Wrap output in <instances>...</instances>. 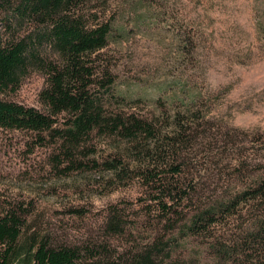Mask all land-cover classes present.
<instances>
[{
	"label": "rangeland",
	"instance_id": "rangeland-1",
	"mask_svg": "<svg viewBox=\"0 0 264 264\" xmlns=\"http://www.w3.org/2000/svg\"><path fill=\"white\" fill-rule=\"evenodd\" d=\"M79 9L89 24L110 26L106 47L90 59L92 93L106 111L151 122L156 138L172 132L175 114H193L188 142L176 152L181 186L196 190L169 211L150 201L136 177L137 161L154 151L142 137L94 134L71 161L50 132L0 128V212L18 206L56 244L105 246L112 254L162 238L176 264H226L213 245L250 247L239 263L264 264L250 237L264 199L241 197L264 179V0H86ZM42 57L53 59L45 48ZM45 80L31 70L0 99L45 113ZM115 159L118 175L107 170ZM233 202L207 233L172 235L171 243L169 225ZM110 217L123 233L110 234Z\"/></svg>",
	"mask_w": 264,
	"mask_h": 264
},
{
	"label": "trees",
	"instance_id": "trees-1",
	"mask_svg": "<svg viewBox=\"0 0 264 264\" xmlns=\"http://www.w3.org/2000/svg\"><path fill=\"white\" fill-rule=\"evenodd\" d=\"M85 1L0 0V16H3L0 93L15 92L31 70L41 71L46 77L45 87L39 93L46 112L0 99V128L50 132L71 161L94 134L127 138L131 142L141 137L150 140L154 151L148 148L146 157L137 161L140 170L136 177L148 190L149 200L160 205L163 212L169 211L191 199L196 190L195 184L188 189L181 186L182 156L176 152L179 145L188 142L193 114L189 111L175 114L172 132L156 138L151 122L104 109L103 100L92 93L94 70L90 59L106 47L110 26L89 24L85 15L79 13ZM12 29L13 34L6 36ZM44 48L51 51L52 60H43ZM173 161L177 164H171ZM121 163L115 159L108 163L107 170L118 175ZM241 195L264 199V179ZM235 203L212 205L186 218L179 226L169 225L166 230L171 233V243L172 235L178 234L179 238L207 233L218 225V214L234 208ZM107 227L111 235L124 231L115 217L109 218ZM209 237L214 239L213 235ZM250 237L257 245L259 258L264 254V213ZM166 247L162 238L134 251L112 254L105 251V246L56 244L46 233L32 228L18 206L0 212V264H176ZM212 249L216 258L226 264H243L239 263L241 257L246 261L250 258V247H241L238 252L224 245L219 248L213 245Z\"/></svg>",
	"mask_w": 264,
	"mask_h": 264
}]
</instances>
